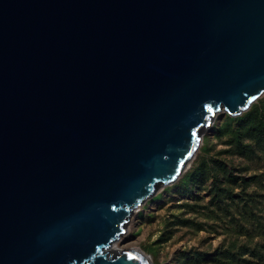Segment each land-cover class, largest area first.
Wrapping results in <instances>:
<instances>
[{"label":"water","instance_id":"95a60500","mask_svg":"<svg viewBox=\"0 0 264 264\" xmlns=\"http://www.w3.org/2000/svg\"><path fill=\"white\" fill-rule=\"evenodd\" d=\"M263 93L264 0H0V264H152L130 216Z\"/></svg>","mask_w":264,"mask_h":264},{"label":"rangeland","instance_id":"374dc122","mask_svg":"<svg viewBox=\"0 0 264 264\" xmlns=\"http://www.w3.org/2000/svg\"><path fill=\"white\" fill-rule=\"evenodd\" d=\"M264 121V93L242 113L219 111L202 130L180 177L130 216L123 247L152 264H264V137L242 152L248 128ZM264 129V127H263Z\"/></svg>","mask_w":264,"mask_h":264},{"label":"trees","instance_id":"16d2710c","mask_svg":"<svg viewBox=\"0 0 264 264\" xmlns=\"http://www.w3.org/2000/svg\"><path fill=\"white\" fill-rule=\"evenodd\" d=\"M263 127H264V121L262 122L261 125L260 124H254L252 127L248 128L247 137L256 138L255 139L256 141L246 142L245 139L243 138V135H241V133H239L238 144H239L243 153L248 155V154L257 152L258 142H259V140L263 139V137H264Z\"/></svg>","mask_w":264,"mask_h":264},{"label":"bare ground","instance_id":"6f19581e","mask_svg":"<svg viewBox=\"0 0 264 264\" xmlns=\"http://www.w3.org/2000/svg\"><path fill=\"white\" fill-rule=\"evenodd\" d=\"M120 239V238H119ZM116 240L114 243H113V245H112V250H114V251H118V248L119 247H123L124 248V246H123V243L120 241V240ZM137 250V249H136Z\"/></svg>","mask_w":264,"mask_h":264}]
</instances>
